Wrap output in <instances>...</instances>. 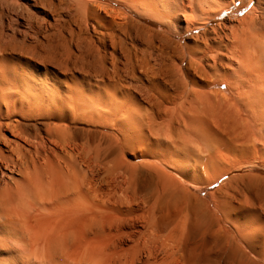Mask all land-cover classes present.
<instances>
[{"label":"bare ground","instance_id":"bare-ground-1","mask_svg":"<svg viewBox=\"0 0 264 264\" xmlns=\"http://www.w3.org/2000/svg\"><path fill=\"white\" fill-rule=\"evenodd\" d=\"M116 1L133 17L159 26L148 31L154 38L149 43L158 44L149 54L151 71L181 86L170 100L173 118L160 125L163 136L173 139L178 131L182 140L171 143L185 151L191 134L205 131L204 139H212L213 125L231 122L242 136L237 153L248 154L237 168H264V0ZM245 9L242 16L222 18ZM8 23L0 17V264H258L257 256V262L238 256L264 237V221L245 206L251 205L248 196L220 204L211 193V205L191 191L218 182L219 171L203 181L185 160L153 153L146 163L125 161L132 144L123 130L137 129V104L164 106L158 83H145L134 67L100 50L88 70H82L85 61L72 63L81 75H70V91H54L49 72L39 67L45 63L40 52L28 43L32 25L17 22L24 28L18 38ZM114 38L105 32L97 39L105 48ZM42 101L53 107L47 116L22 112ZM80 108L86 113L79 115ZM225 249L232 252L224 256Z\"/></svg>","mask_w":264,"mask_h":264},{"label":"rangeland","instance_id":"rangeland-1","mask_svg":"<svg viewBox=\"0 0 264 264\" xmlns=\"http://www.w3.org/2000/svg\"><path fill=\"white\" fill-rule=\"evenodd\" d=\"M124 6L125 5H123L119 1L115 2V0H88V1L87 0H0V10L2 11V12L0 11L1 12L0 15L2 16V22L4 23V25L10 22L8 24L11 26V29L12 28L15 29V34H17L16 37L18 38L20 36L19 35L20 32L24 31V28H22L19 24L24 25V23H26L27 21L28 27L32 25L29 27V31H28L29 36L27 40L31 46H36L38 53L40 52L39 54L41 56V59H43L44 62L46 63V65L45 63H42L44 65L39 67L43 70L45 66L46 71L49 72L50 74L49 76L52 79V83H55V86L57 87V88L54 87V91L58 90V92L60 93L61 92L66 93L68 90L70 91V89L73 88V84H74L69 80L71 78L70 75H73L76 78H79L81 75L80 71H77L76 69L73 68L72 63L76 62V63H80L81 65L82 61H85L83 63L86 65L87 68H83L82 70H88V68L90 67L89 61L90 63H92L93 58L97 59L100 50H101L100 55H103L102 52L112 51L114 53V56L120 59V61L128 64L131 67H134L136 71V75L138 77H141L145 83H153V82H155V84L158 83V88L163 96L164 106L160 104L159 101L156 102L155 105H153L152 102L151 105H153V107L149 106L148 108L145 104H141V103L137 104L136 115L140 121V123H138V126L140 127L141 124V126L144 125L145 127L143 126L144 128L141 129L138 126L137 129L136 127H128L129 131H127L128 130L127 127L124 128L123 132H125L127 135V137L126 135L125 137L132 144L131 151L127 150L124 153L125 161L130 164H138L141 162L146 163L147 161L149 162L153 156L161 157V158L165 157L164 159L165 160L170 159L169 161L185 160L186 162L192 165L193 170L200 173L199 175L201 176L203 181H206L207 179H209V177H212L213 175L215 176V172L217 173L219 171L220 179L218 180V182L211 185L203 184L197 189H194L192 187L191 191L194 192V194L196 193L195 195L199 196V198H201L204 201L206 200V202H208L211 205H213V201H212V197L210 196L214 193L216 194V199L218 201L221 200L220 204L230 202L232 196L235 197L239 195L241 200L242 198L244 199V197L248 196L250 201H248L247 204L251 202V205L249 204L245 206H250L249 208L252 207L253 209H255L256 212L259 214L260 219L264 221V199H262L261 202L254 203L253 201L254 199H256V196L258 197L261 195L262 198V196L264 195V168H261L259 166H254V167L245 166L242 168L240 167L237 168L238 164L242 161V158L248 154L237 153L238 149L235 148V146H237L238 143H240L242 136L240 130L235 131L236 126H234V123L227 122L223 124L222 123L223 121L220 120L222 123L221 126H223V128H217V126L215 127V125H213L212 127H214V131H215L213 133H216V135H214L216 137L213 136V138L211 139L210 138L211 134L209 135V137L206 134V138H208L209 141L211 139V142H208L206 138L204 139L203 136H205V131L203 132L201 131L200 133L201 136L204 133V135L202 136L203 138L197 135L198 132H196L195 134L193 133L194 135L191 134L192 138L188 139V141L190 140V143L187 145V147L185 145L187 152L186 150L184 151V148L182 147L184 145L181 144V147L177 148L171 143V141L182 140L180 137H178L179 134L178 131H174L176 132V134L173 139H166L163 136L165 130H163V128H161L162 126L160 127V125L163 122H166L173 118V110L175 107L171 105L170 100L178 98V95L181 92V86L180 88H178L177 83L175 82L176 81L175 78H168L167 81H163L160 78L158 79V77H156L151 71L152 59L149 58V54H153L154 56V52L157 49L158 44L156 42L149 43L151 38L152 39L154 38L151 36V34L148 31L150 30L156 31L159 29V26L148 24L147 21H141L138 17H133L131 11L128 8H125L126 6L125 7ZM81 7L82 8L85 7V8L82 9ZM247 9H245L239 14L235 13V11L232 10L229 14L227 13L228 15L224 14L222 18H225L227 16L229 17L242 16V14H244L247 11ZM10 16H11V20H10ZM24 17L25 19H23ZM14 18H16L15 21L16 24L13 23ZM26 19H28L30 22L32 21L31 22L32 24L28 22V20ZM17 22L20 23L18 24ZM92 25H94L95 28L97 27L96 31H94ZM30 29H32V31ZM123 30L129 33L131 32L132 35L131 33L130 35L133 39L131 40L128 34L123 32ZM100 32L111 33L115 36L114 40L111 41V43L114 44V49L112 48V44L111 43L109 44V42L108 44H106L105 48L99 45L98 43L99 41L97 38L98 36L100 37L101 34ZM77 36L81 38L79 39ZM77 39H79L80 41L76 42ZM41 48L43 49L41 50ZM93 52L95 53V55ZM49 57L52 60V62L50 61L52 64L49 63L50 60ZM52 57H54V59L56 58L55 59L56 61ZM107 60L106 62H109V60L108 61ZM31 62L33 61L31 60ZM47 63H49V65H47ZM56 63L60 65H57ZM187 66L188 65L186 63L184 66L185 72L187 71L186 70V68H188ZM68 69L70 71H68ZM192 76L193 78L197 77L195 81L197 80L201 81V78H199L196 74L192 73L191 77ZM188 78H190V76ZM76 88L81 89L80 86L78 85ZM33 104L35 105V107L34 105H31L29 109L24 108L22 112L24 114L26 113L30 115L44 117L47 116L53 110L52 105H49L48 103L43 101L36 102ZM56 106L59 108L61 105L58 102ZM166 108H168L169 110H167ZM83 110L84 109L80 108V110L78 109L77 113L79 115L85 114L86 111ZM198 121L201 122L200 119ZM57 123L58 122L56 121L52 122V124H57ZM199 124L200 123L197 124L198 128L202 127ZM147 126L150 127L152 133H149L148 129L146 128ZM138 130L142 131L143 134L142 132L140 133ZM198 130H203V129L199 128ZM98 131L100 133L107 134L106 130L98 129ZM108 134L113 135L114 133L113 134L108 133ZM132 135L133 137L131 138ZM196 135L199 137V139ZM194 136L197 137L198 139L197 142H196V137ZM121 137L122 136L118 138L123 143L124 140L122 141ZM200 138L202 143L199 141ZM122 139H124V137H122ZM206 144L209 145L208 149L209 152L211 153L208 152L206 153L204 151V150H208L206 148L207 147ZM203 145H205L204 147L206 149H204V147L202 148ZM175 148L178 151L180 152L183 151V152L179 153ZM132 150L135 151L134 154ZM219 154H224L223 155L224 157L218 158ZM169 156L171 158H169ZM138 157H140V161L138 160ZM210 159L211 161L216 160L217 162H214L213 166H210V168L204 167V164L209 163ZM196 168H198V170ZM226 169L228 170V173ZM255 192L259 193L260 195ZM223 210L224 208H222V211ZM233 211L228 207L227 212L233 214L235 212ZM233 221H237V220L234 219ZM231 235H235L236 239L239 241L240 238L237 233L234 232ZM251 235L248 234V237L250 236V238H252L251 243H253V234ZM263 239L264 237L261 238L262 242L260 243L259 247L247 248L245 249V251L239 250L238 256L239 254L241 256L242 254H246L250 259L253 258L252 260H255V262H257L259 259V261L257 262L258 264L259 263L264 264L263 262L264 259L261 258L262 256L264 257ZM229 251L230 249L229 250L225 249L223 251L225 252L223 253V255L224 256L228 255ZM231 252L232 251H230V253ZM262 253L263 255L261 256ZM256 256L258 257V259Z\"/></svg>","mask_w":264,"mask_h":264},{"label":"snow or ice","instance_id":"snow-or-ice-1","mask_svg":"<svg viewBox=\"0 0 264 264\" xmlns=\"http://www.w3.org/2000/svg\"><path fill=\"white\" fill-rule=\"evenodd\" d=\"M221 2H222V3H226V2H227V0H221Z\"/></svg>","mask_w":264,"mask_h":264}]
</instances>
